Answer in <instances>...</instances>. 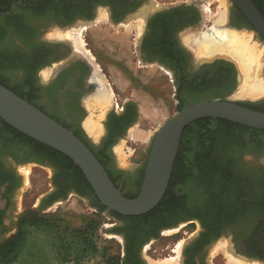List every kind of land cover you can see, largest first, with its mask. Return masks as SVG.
I'll list each match as a JSON object with an SVG mask.
<instances>
[{"label": "flooded vegetation", "instance_id": "obj_1", "mask_svg": "<svg viewBox=\"0 0 264 264\" xmlns=\"http://www.w3.org/2000/svg\"><path fill=\"white\" fill-rule=\"evenodd\" d=\"M28 1H34V6L21 5L25 9L21 10L19 18L30 21L35 7L37 18L31 21L34 32L28 39L27 47L17 43L27 48L31 57L15 70V74L0 67V75L9 78L12 84L31 81L37 88V106L62 125L74 130L80 128L84 133L81 134L82 137L91 145L100 148L105 146L104 153L110 157V168L118 181V188L126 197L138 195L145 176L147 159L132 161L131 166L126 169L116 162L114 146L139 123L142 118L141 106L136 100H124L122 103L120 99L118 102L119 94L115 90L119 87L116 79L102 67L94 52L86 48L90 44L79 40L78 32L72 37L73 40L55 38L52 33L65 31L74 22L83 27L97 25V21L124 31L128 21L139 20L137 16L146 8L144 5L148 0ZM260 6L264 13V0H260ZM140 9L142 10L137 13ZM150 12L146 21L139 20V30L131 27L137 37L136 53L143 67L161 68L168 77V84L172 79L175 80L177 111L210 99L209 96L215 90L229 92L237 78L236 67L232 62L217 59L212 63L199 64L194 58L196 49L201 44L219 43L218 27L222 22L217 20L214 23L213 19H208L195 3H182L151 14ZM223 25L252 32L251 25L235 6L231 7ZM54 27L60 29L52 32ZM257 36L263 41L261 36ZM5 46L7 47V35L0 39V52ZM2 59L1 56L0 60ZM50 69L53 70L52 75L44 80L45 71ZM230 95L226 100H231ZM113 98L115 102L104 121L105 135L98 143H94L84 130L88 105H99L101 102L105 104ZM237 103L249 108H264V99ZM196 122L197 124L190 127L193 129L189 133L187 155L174 166V170L177 169L181 177L171 188L173 195L169 200L174 203L173 207L159 211L160 213L158 210L154 211L156 207L147 213L154 211L151 217L145 218L146 223L140 226L109 215L114 220L109 231L121 238L123 264H150V260L143 255L144 249H152L154 241L161 235L193 224L199 225V232L182 243L183 246L180 244L182 248L179 253L168 247V257L152 261L158 263L177 259V264H216L213 259L219 253L211 252L213 244L229 228L247 231L254 216L257 217V223L253 235L233 239L229 256L226 258L223 252L222 256L224 264H230L228 262L232 257L249 263L253 261L264 264V199L258 191L259 178H264V169H253L243 157L246 151L259 153L263 145L260 142L254 149L236 154L232 142L227 141V135L220 128H242L241 126L227 125L214 119H201ZM198 128H203L201 130L205 135L199 133ZM194 164L196 168L191 169ZM28 165L46 168L52 172L50 188L40 199L39 210L45 203L49 205L42 211L70 196H77L98 210L94 205L93 195L80 193L73 179L61 175L59 168L35 144L5 128L0 121V245L17 232L22 216L17 213V202L24 185L21 169ZM224 180L232 185L243 186L245 192L241 193L244 197L239 201L238 198L241 197L235 193L236 190L232 192L235 193L232 196L234 203L223 208L226 212L224 216H219V220L212 223L210 219L215 208L212 213L210 202L212 195L220 192V185ZM140 181L141 184L138 183ZM206 187L211 188L210 194H207ZM104 214L108 215L109 211ZM256 231L257 236L254 238Z\"/></svg>", "mask_w": 264, "mask_h": 264}, {"label": "rangeland", "instance_id": "obj_2", "mask_svg": "<svg viewBox=\"0 0 264 264\" xmlns=\"http://www.w3.org/2000/svg\"><path fill=\"white\" fill-rule=\"evenodd\" d=\"M182 3L197 4L203 10L204 15L208 19H213L214 23L217 20H221V15L225 11V8L221 5V0H148L144 6L153 5L152 10L156 7L155 11H158ZM128 22L124 31H121L119 28L106 26L104 22L99 23L98 21L96 22L97 25L83 26L85 28L81 27L78 22H74L68 27L70 30L66 29L71 35H75L81 31L79 34L77 33L79 40H84L85 43L88 42L90 44L86 48L94 52L102 67L108 70L110 72L109 75L116 79L119 87V89L115 90L119 94L117 96L118 102H120V99L122 103L124 100H136L141 106L142 118L139 123L131 128L126 136L114 146L116 162L119 166L126 169L131 166L132 161L148 158L150 146L156 132L166 121L178 113L175 80L172 79L173 81L168 84V77L161 68L157 66L143 67L136 53V33L132 30L133 28H138L139 30L141 23L135 19ZM242 36L250 37L251 44L257 45V48L263 51L262 61L260 62L264 64V41H261L254 32L235 35L236 38L240 39ZM224 43L225 48H228L226 42ZM216 45L220 46L222 44ZM197 52L198 48L196 49L194 58L196 62H199ZM231 56V54L225 51L221 57L229 58ZM253 69V72L251 71L253 76L255 77L256 75L262 78L257 68L254 67ZM237 89L238 83L236 78L235 88L230 95V99L236 102L248 103L264 99V97L255 99L239 98L237 97ZM113 102H115L114 98L106 102L105 107L100 103L99 105H92L90 103L88 105L89 109L87 108L86 120L93 119L104 128L105 118L112 109ZM88 121L84 123L86 124ZM139 133H142V136ZM102 135L97 139L100 140L103 137ZM120 147H122L123 155L117 152ZM243 157L245 162L253 169H264V145L259 153L253 150L246 151ZM21 172L23 174L24 185L18 197L17 213L24 215L29 211H37L41 215L53 219L60 226L71 229H82L89 223H92L95 227V241L98 245V253L87 259L84 264H107L113 257L122 256L121 238L111 234L109 231L114 223V220L109 215L100 213L85 200L77 196H70L65 201L57 203L45 211L39 210L40 199L50 188L52 172L46 168L31 165L22 168ZM259 179L258 191L262 193L260 185L264 183V178L261 176ZM244 190L243 192H245ZM261 195L263 196V193ZM256 223L257 217L254 216L250 220L247 231H242V229L238 228L227 229L225 234L213 244L211 249L212 253H219L217 258L213 259L214 262L216 264H224L222 252L226 258V253L229 252V249H224V245L227 244L228 248H231L232 245L230 246V244L233 239L237 237L242 239L244 236L251 237ZM199 229V225L193 224L189 225V227H178L174 231L167 232L154 241L152 249H144L143 255L148 261L164 259V257H168V247L175 250L180 243H184L197 235ZM251 263L261 264L253 261Z\"/></svg>", "mask_w": 264, "mask_h": 264}, {"label": "trees", "instance_id": "obj_3", "mask_svg": "<svg viewBox=\"0 0 264 264\" xmlns=\"http://www.w3.org/2000/svg\"><path fill=\"white\" fill-rule=\"evenodd\" d=\"M20 1L22 2V5L27 4L34 6V1L29 2L28 0H0V39L7 35V47L5 46L0 52V57H3V59L0 60V67H5L11 74H15V70H17L18 67L26 61V59H29L31 57L30 51L26 50L27 48L20 46L17 42L22 43L26 46L30 35H32V33L34 32V29L31 27V21L36 19V15L38 14L36 8L34 7L32 10L33 13L31 14V20L26 22V20H24L23 18H19V13L21 12V10L25 9L20 5L11 15H3L4 13L10 12L12 5L17 4ZM252 1L264 16L263 11L260 9V0ZM262 40L264 41L263 37ZM0 84L40 109L36 104L37 88L33 83H31V81L12 84L9 78L0 75ZM234 88L235 82L229 88V92L225 90H215L214 94L209 96L210 99H207L205 101L216 100V98H220V100L224 101L226 100V97L233 92ZM250 109L264 112L263 107H252ZM40 110L43 111L42 109ZM0 121L5 128H9L16 135L23 137L25 141L35 144L39 151L49 159H51L52 162L59 168L61 175H65L66 177L73 179L80 193L93 195V200L95 201L94 205L97 207L100 213L108 211L107 208L103 206L98 198L94 195V191L81 169L70 158H68L61 152H58L57 150L43 145L20 133L5 121L1 120V118ZM221 121H223L227 125H238L239 127H242L220 128L223 130L224 134L227 135V141L232 142L233 147H235L236 154L240 152L243 153L248 149H254L257 146V143L259 144L260 142L262 145H264V131L248 128L239 124H234L226 120ZM195 124H197V122H195L191 126H188L184 131L176 163L182 160V158L187 155V148L189 147V133L190 130L193 129L190 127ZM63 126L73 131L75 135H77L86 143V145L92 150L99 161L104 165L110 178L112 179L116 187H118V181L115 180L110 168V157L104 153L105 146L100 148L91 145L89 141L82 137L81 134L84 133L80 128H76L74 130V128H70L65 124ZM198 129L199 133H203V135H205L203 128ZM114 144L115 142L113 143V145ZM198 156L200 157V155ZM192 168H196V165L194 164L191 169ZM180 177L181 174L177 169H175L172 174L170 188L167 191L166 196H164L163 200L154 211L158 210V212H162L173 207L174 203L169 200V197L173 195V193L171 192V188L174 187L176 181L180 180ZM141 182L142 181L138 183L141 184ZM220 189L221 190L219 193L212 195V201L210 202V205H212V213L214 208L216 210H214V214L210 219V222L212 223L218 221L221 216H224L226 212H224L225 210L223 211V208L225 209L227 206H230V204L234 203V198H232L233 194H239V197H241L238 198L240 199L239 201H241L244 197L241 193L244 189L243 186L241 187V185H232V183L228 182L227 180H224V183L220 185ZM260 189L264 194V183L260 185ZM205 190L207 191V194H210L211 188L206 187ZM234 191L235 193H232ZM136 196L127 198H134ZM262 198L264 199V196H262ZM48 205L49 204L45 203L40 210L44 209ZM152 213L144 216L129 217L120 215L114 211H109L108 215H110L111 217H116L122 220L133 222L140 226L146 223L145 218L151 217ZM256 234L257 231L254 238H256ZM97 253L98 245L95 241V227L92 223H89L85 226V228L82 229H71L68 227L60 226L53 219L43 216L37 211H29L21 216L18 222L17 232L0 245V264H84L87 259ZM122 260V257H113L107 264H123Z\"/></svg>", "mask_w": 264, "mask_h": 264}, {"label": "water", "instance_id": "obj_4", "mask_svg": "<svg viewBox=\"0 0 264 264\" xmlns=\"http://www.w3.org/2000/svg\"><path fill=\"white\" fill-rule=\"evenodd\" d=\"M226 1L228 3L227 18L230 7L235 6L251 25L252 32L264 38V16L252 0ZM18 5H22V2L12 5L11 11L3 15H10ZM154 12L155 10L150 14ZM148 17L149 14L144 21ZM54 29L60 28L54 27L51 31ZM66 29L69 28L64 30ZM222 29L238 33L248 32L247 29L231 25L222 26ZM217 59H224L235 65L238 91L240 70L236 62L228 58L216 57L211 60H199V64L212 63ZM259 74L264 78V65ZM0 118L22 134L70 158L81 169L101 204L108 211L129 217L145 215L154 210L163 200L169 188L184 131L188 126L201 119H214L264 131V112L250 109L234 100L202 101L178 111L177 115L166 121L156 132L150 146L140 192L134 198H127L116 187L104 165L81 138L2 84H0ZM84 130L94 142L100 141L91 136L85 125ZM103 130L105 135V128Z\"/></svg>", "mask_w": 264, "mask_h": 264}, {"label": "bare ground", "instance_id": "obj_5", "mask_svg": "<svg viewBox=\"0 0 264 264\" xmlns=\"http://www.w3.org/2000/svg\"><path fill=\"white\" fill-rule=\"evenodd\" d=\"M221 5L223 6V8H225V11L221 15V20H218L220 23L222 22V25H220L218 27L220 30L218 32V35H219V39H218L219 43L218 44H222V45L218 46V45H213L214 44L213 42H211V43L205 42L203 45L201 44L198 48V52H197L198 57L200 58V61L211 60L212 58L221 57L222 55H224V52L227 51L232 56L229 58L228 57H224V58H228V59H231L234 62H236V64L239 67V70H240V88L237 92V97H239V98H253V99L263 97L264 96V78L258 77L256 75L254 77L252 74L254 67H256L258 72H260L262 65H264L260 62V61H262L261 57H262L263 51H260L259 48H257V45L251 44V38L250 37L242 36L241 39L235 37V35L237 36V35H241L244 33H242V32L238 33V32H234V31H230V30H226V29H225V31H228L230 33L223 31L222 26H224L223 23H225V21H226L225 19H227V14H228V11H227L228 3L226 0H221ZM152 6H147L137 16L138 19L139 20L145 19L147 14L150 11H153ZM221 31H223V32H221ZM80 32H78V34ZM52 36H54L55 38L58 37V38H62L65 40H70V38L72 39V37H74L75 35L74 34L71 35L66 30V31L54 32V33H52ZM224 42H226V44H227L226 46H228V48H225ZM52 71H53L52 69L48 70L47 72L45 71V73L43 75L44 80L49 79V77L52 75ZM100 104H103V107H105V105H106V103L104 104L103 102H101ZM92 105H93V103H92ZM85 127H86L87 131L91 134V136L93 138H96V139L100 135H102V133L104 131L101 124L94 121L93 119H89V121L85 124ZM122 151H123L122 147H120L117 150V152L119 154L123 155ZM180 244L182 245V243H180ZM181 245L177 246V248L175 250L176 252L179 253L181 251V248H182ZM230 246H231V244H230ZM226 248L230 250V248H228L227 244L224 245V249H226ZM227 256H229V252H228ZM231 259L232 260H230V262H229L230 264H257V263L245 262V261H242L239 259H235L233 257ZM150 264H177V259L172 260V261L170 260L167 262H158V263L150 260Z\"/></svg>", "mask_w": 264, "mask_h": 264}, {"label": "crops", "instance_id": "obj_6", "mask_svg": "<svg viewBox=\"0 0 264 264\" xmlns=\"http://www.w3.org/2000/svg\"><path fill=\"white\" fill-rule=\"evenodd\" d=\"M140 136H142V133H139Z\"/></svg>", "mask_w": 264, "mask_h": 264}]
</instances>
